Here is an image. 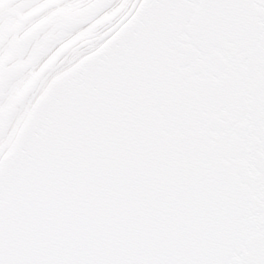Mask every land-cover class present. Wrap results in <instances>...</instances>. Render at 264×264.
<instances>
[{"label":"snow or ice","instance_id":"snow-or-ice-1","mask_svg":"<svg viewBox=\"0 0 264 264\" xmlns=\"http://www.w3.org/2000/svg\"><path fill=\"white\" fill-rule=\"evenodd\" d=\"M0 264H264V0H0Z\"/></svg>","mask_w":264,"mask_h":264}]
</instances>
